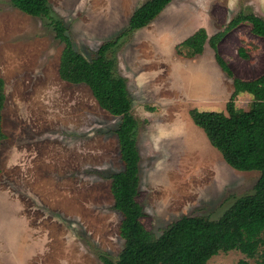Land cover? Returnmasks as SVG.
I'll return each mask as SVG.
<instances>
[{
    "label": "rangeland",
    "instance_id": "obj_1",
    "mask_svg": "<svg viewBox=\"0 0 264 264\" xmlns=\"http://www.w3.org/2000/svg\"><path fill=\"white\" fill-rule=\"evenodd\" d=\"M145 1L49 3L74 47L92 59L104 42L128 28ZM242 12L264 17V0H173L107 52L115 60L114 74L126 80L139 121L136 198L143 224L156 236L185 215L219 218L238 197L254 191L260 176L259 170L231 166L190 116L192 107L226 110L234 90L215 50L207 43L196 57L176 54V44L198 28L206 27L209 35L226 28L219 51L235 75L259 76L264 37L251 31L248 20L228 27ZM242 45L248 57L239 54ZM64 46L48 18L0 0V76L7 94L0 264H104L101 251L116 259L124 247L122 215L111 190V174L124 166L116 133L121 117L103 108L87 84L61 78ZM252 99L241 93L237 105L247 109ZM260 259L234 249L206 264H260Z\"/></svg>",
    "mask_w": 264,
    "mask_h": 264
},
{
    "label": "trees",
    "instance_id": "obj_2",
    "mask_svg": "<svg viewBox=\"0 0 264 264\" xmlns=\"http://www.w3.org/2000/svg\"><path fill=\"white\" fill-rule=\"evenodd\" d=\"M172 1L143 2L132 13L128 28L104 42L96 56L88 59L74 47L64 21L52 15L49 0H10L28 14L48 18L57 36L65 41L59 65L61 78L87 84L103 108L121 117L116 133L124 166L111 174V190L114 207L122 215L119 234L124 247L116 259L101 251L104 264H206L214 255L234 249L250 257L259 254L260 264H264V72L252 79L235 75L219 51L226 28L212 35L206 27L198 28L176 44V54L193 58L204 53L209 43L221 68L233 79L234 90L226 110L192 107L189 113L231 166L261 172L254 191L238 197L219 218L185 215L169 224L159 236L142 222L144 210L136 198L140 183L139 121L133 113L126 80L114 74L115 60L107 52L129 31L149 25ZM242 20H248L251 31L264 37L263 16L242 12L232 18L228 27ZM249 43L256 47L255 42ZM238 52L248 57V46H239ZM244 92L253 96L247 109L237 105L238 96ZM6 99V83L0 76V150L7 137L3 126ZM241 264L248 263L241 261Z\"/></svg>",
    "mask_w": 264,
    "mask_h": 264
},
{
    "label": "crops",
    "instance_id": "obj_3",
    "mask_svg": "<svg viewBox=\"0 0 264 264\" xmlns=\"http://www.w3.org/2000/svg\"><path fill=\"white\" fill-rule=\"evenodd\" d=\"M195 57H196V56H195ZM216 61H217V60H216ZM6 189H7V188H6ZM0 190H2V189L0 188ZM6 191H7L8 195H9L10 197H12V195H11V193H10V190L7 189ZM12 198H13V197H12ZM14 200H15V202L17 203V204H16V207H17V209H18V208H19V205H18V204H20V203H18L17 200H16L15 198H14ZM17 211H18V210H17ZM18 213H19V211H18ZM20 215H21V214H20ZM20 219H21V221H22V220H24V221L26 220V218H25L23 215H22V217H21ZM26 224H27V223H26ZM27 258H28V257H27Z\"/></svg>",
    "mask_w": 264,
    "mask_h": 264
}]
</instances>
